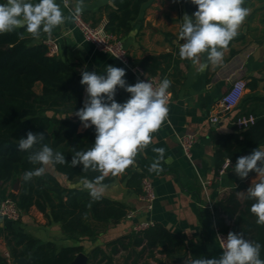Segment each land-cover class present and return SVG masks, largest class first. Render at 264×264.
Wrapping results in <instances>:
<instances>
[{
  "label": "crops",
  "instance_id": "crops-1",
  "mask_svg": "<svg viewBox=\"0 0 264 264\" xmlns=\"http://www.w3.org/2000/svg\"><path fill=\"white\" fill-rule=\"evenodd\" d=\"M32 2L37 3L38 0ZM56 2L61 6L65 22L55 28L51 36L45 34V39H57L56 56L73 65L80 80L81 70L85 66L88 71L95 70L98 74H103L106 65L111 64L125 68L124 79L128 84H135L138 79L127 66L110 55L95 50L83 40L75 28L70 10L65 6V0ZM67 2L73 10L76 1ZM108 4L110 0L84 4L82 16H94L97 24L93 27L103 28L106 22L103 8ZM243 6L250 9V14L237 37L225 50L223 62L220 65H209L203 71L197 70L198 65L194 66L191 61L179 57V46L183 43L178 39L182 17L185 13L191 16L197 10L191 0H150L142 7L131 32L123 38L131 66L147 56H170V60L161 65L163 71L157 75L162 80L167 78L172 81L168 90L171 93L168 118L158 132L153 134L152 143L136 157L132 165L135 171L143 172L145 165L150 166L156 158L153 148L166 150L165 160L162 161L164 171L159 175H147L156 197L150 213H143L140 196L126 187L120 175L112 184L107 185L104 197L125 204L129 211L136 212V217L133 220L124 218L117 224H111L93 242L74 244L62 234L59 224L49 219L48 209L43 214L35 207L22 213L17 222L0 218V228L29 234L40 242H52L58 248L81 245L82 253L88 258L95 247L108 254L110 248L106 246L107 243L130 234L135 221L150 219L181 238L184 245L182 253L168 258L155 250L152 257L147 253L139 256L133 254L125 263L126 256L133 247L129 246L128 250H124L117 246L118 252L113 256L114 264H191V260L195 258L218 257L222 250L216 238L212 209L208 206H212L231 189L241 186L239 192L246 191L256 178V173H250L247 179L241 180L230 168L220 181H216L210 135L212 131L219 134L230 132L232 121L238 114H251L255 117L264 114V0H245ZM88 22L92 25L91 20ZM205 62L206 54H203L202 63ZM237 79L246 82V89L238 106L230 114L220 116L216 125L210 123L213 107ZM40 87L39 85V89ZM85 89L86 85H83V104L87 96ZM129 95L118 88L116 100L123 103ZM74 118L79 119L76 116ZM88 129H82L79 120L78 132ZM186 134L195 137L190 159L184 156L178 142V137ZM49 171L64 188L83 189L82 180L68 181L53 168ZM134 250L138 253L140 247ZM5 251H8L6 243L0 238V253L3 255Z\"/></svg>",
  "mask_w": 264,
  "mask_h": 264
},
{
  "label": "trees",
  "instance_id": "trees-1",
  "mask_svg": "<svg viewBox=\"0 0 264 264\" xmlns=\"http://www.w3.org/2000/svg\"><path fill=\"white\" fill-rule=\"evenodd\" d=\"M94 1L97 0H84V4ZM149 1L110 0V4L103 8L106 16L104 31L125 38L131 32L142 7ZM0 3H6V0H0ZM82 18L86 22L91 20L92 26L97 24L94 16L87 17L84 14ZM17 32L23 33L24 38H19L16 32L0 35L1 197L11 198L21 214L28 212L31 207L43 214L48 209L49 219L59 224L62 234L74 244L93 242L111 224L123 220L129 208L106 197L93 201L84 189L64 188L50 171L42 177H34L30 182L23 181L25 171L39 166L29 163L27 152L17 150L18 140L26 138L29 131L33 134L43 133L44 143L65 155L68 164H57L53 169L66 180L93 179L98 173H84L82 164L75 167L70 164L74 151L87 150L95 140L93 128L78 132L79 119L76 120L75 115H72L83 107V85L76 70L58 56L48 55L47 47L42 43L45 34L34 39L23 28ZM167 60H170L168 54L147 56L134 65L151 75H159L158 72L163 71L162 63ZM38 85L41 86L39 92L35 90ZM240 116L243 115L238 114L235 118ZM254 118V124L245 129L231 125L228 133L211 132L215 174L224 159L229 158L236 163L238 157L258 146H264V114ZM148 167L145 165L143 172H137L130 166L121 175L126 187L137 196L142 194V179L150 173ZM117 177L109 176L104 183L110 185ZM17 183L19 187L14 192ZM241 189V186L231 189L212 204L215 230L226 237L230 231L243 233L246 239L264 245V226L258 225L256 217L250 212L254 201L241 202L237 196ZM0 238L4 239L14 262L24 258L26 264H70L78 253L83 252L81 245L58 248L52 242H40L29 234L5 228H0ZM106 246L110 248L108 254L95 247L88 254L87 264H114L117 246L124 250L133 247L125 263L133 254L139 256L147 253L152 257L157 250L159 254L172 258L180 255L184 249L181 238L159 224L139 233L131 232ZM137 247H140L138 253L134 250ZM261 259H264V247L261 249ZM0 264H7L1 253Z\"/></svg>",
  "mask_w": 264,
  "mask_h": 264
},
{
  "label": "clouds",
  "instance_id": "clouds-1",
  "mask_svg": "<svg viewBox=\"0 0 264 264\" xmlns=\"http://www.w3.org/2000/svg\"><path fill=\"white\" fill-rule=\"evenodd\" d=\"M191 3L197 10L191 16L185 13L182 17L178 39L183 43L179 46V57L198 65L197 70L203 71L209 65L223 62L225 50L239 34L250 9L243 6L245 0H191ZM84 8V0H76L72 18H79ZM65 19L56 0H38L37 3L6 0V3H0V35L16 32L23 39L24 34L17 32L23 28L34 39L41 34L51 36ZM203 54H206L205 63H202ZM125 75V68L111 64L106 65L103 74L88 71L87 66L81 70L80 84L86 85L87 96L83 107L72 115L79 118L82 129L94 128L95 140L87 150L74 151L70 164L72 167L82 164L84 173H98L93 179L81 181L93 201L103 199L108 187L105 179L124 174L152 143L153 134L168 118V90L172 81L165 78L154 86L147 78V81L137 80L135 84H128ZM118 88L130 94L123 103L116 100ZM44 141L43 133L33 134L31 131L26 138L18 140L17 150L27 152L29 163L39 165L23 173L24 182L44 176L57 164H68L63 153L54 151ZM153 151L157 155L148 170L159 175L164 171L162 161L166 150L153 148ZM226 163L241 180L247 179L250 173H256L251 186L237 195L241 202L254 201L250 212L256 217V223L264 226V146L238 157L235 165L230 159ZM217 239L222 250L218 257L195 258L191 264H264V259H261L264 245L246 239L243 233L230 231L226 239L219 235Z\"/></svg>",
  "mask_w": 264,
  "mask_h": 264
},
{
  "label": "built area",
  "instance_id": "built-area-1",
  "mask_svg": "<svg viewBox=\"0 0 264 264\" xmlns=\"http://www.w3.org/2000/svg\"><path fill=\"white\" fill-rule=\"evenodd\" d=\"M66 7L70 10L72 14V9L69 8L70 6L68 2ZM74 25L75 28L82 35V38L85 42L90 43L95 50L106 53L111 57H113L114 59L121 62L122 64H124L125 66H127L133 72V74L136 76L138 80L147 81L148 78L153 82L154 86L158 85L159 82L162 81V79L159 76L151 75L142 68H140L139 66H131L129 64L130 62L127 56V50L124 46V41L122 38L105 32L103 28L93 27L89 22L84 21L82 15L79 18L74 19ZM43 44L47 47L49 56L57 55L58 53L57 39L54 38L45 39L43 41ZM245 89H246L245 81L241 79L234 80L231 83L227 92L222 95V97L213 107L212 109L213 114L209 118L210 123L216 125L220 121V116H225L233 112L234 109L238 106L240 100L242 99ZM168 93H169L168 95V104H169L171 100V93L169 91ZM254 122H255L254 116L243 115L233 120L232 124L237 129H245L253 125ZM178 142L180 144L184 156L187 159H190L191 149L195 143V137L191 134L182 135L178 137ZM228 159L229 158L224 159L223 163L218 169L217 174L215 176L216 181H220L222 176L226 174L230 168H232L226 163ZM231 164L233 165L232 161ZM141 188H142V194L140 195L139 200L143 206L142 208L143 213L147 214L152 211L153 203L156 198L152 183L147 176L142 179ZM208 207L212 209L211 205H209ZM20 216H21V212L11 198L6 197L0 200V218L2 220L17 222L20 219ZM135 217H136V212L134 211H128L125 216L127 220H133ZM153 225L154 222L150 219L137 220L133 223L131 230L134 233H139L152 227ZM215 232H216V238L219 235L220 237L226 239L225 235L219 234L216 230ZM217 241L220 245L218 239ZM3 257L6 259L7 264H15V262L11 259L8 251H5L3 253Z\"/></svg>",
  "mask_w": 264,
  "mask_h": 264
},
{
  "label": "water",
  "instance_id": "water-1",
  "mask_svg": "<svg viewBox=\"0 0 264 264\" xmlns=\"http://www.w3.org/2000/svg\"><path fill=\"white\" fill-rule=\"evenodd\" d=\"M19 184L15 185V191L18 190ZM87 256L83 253H78L70 264H87ZM26 259L19 258L15 261V264H26Z\"/></svg>",
  "mask_w": 264,
  "mask_h": 264
},
{
  "label": "rangeland",
  "instance_id": "rangeland-1",
  "mask_svg": "<svg viewBox=\"0 0 264 264\" xmlns=\"http://www.w3.org/2000/svg\"><path fill=\"white\" fill-rule=\"evenodd\" d=\"M35 90L37 91V92H39V85L35 88Z\"/></svg>",
  "mask_w": 264,
  "mask_h": 264
}]
</instances>
